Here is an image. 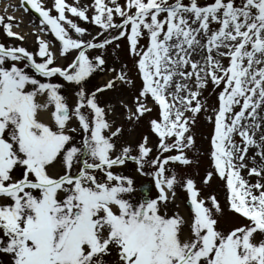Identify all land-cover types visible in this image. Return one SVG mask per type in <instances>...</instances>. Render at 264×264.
I'll return each instance as SVG.
<instances>
[{
	"label": "snow or ice",
	"instance_id": "6c2138e0",
	"mask_svg": "<svg viewBox=\"0 0 264 264\" xmlns=\"http://www.w3.org/2000/svg\"><path fill=\"white\" fill-rule=\"evenodd\" d=\"M23 3L68 63H57L42 36L35 52L0 42V254L7 264H264V0ZM12 19L0 15V24L23 41ZM121 41L141 77L127 119L151 114V100L154 146L149 136L136 146L121 142L117 110L101 99L117 81L134 84L123 68H106L99 52ZM97 71L115 75L88 90ZM210 84L219 89L215 106L204 96ZM202 112L212 125L202 183L224 182L235 218L227 226L217 197L203 196L193 178L172 168L198 163L188 153L198 151ZM149 183L145 193L141 185ZM178 188L188 216L171 210Z\"/></svg>",
	"mask_w": 264,
	"mask_h": 264
},
{
	"label": "rangeland",
	"instance_id": "374dc122",
	"mask_svg": "<svg viewBox=\"0 0 264 264\" xmlns=\"http://www.w3.org/2000/svg\"><path fill=\"white\" fill-rule=\"evenodd\" d=\"M47 6H51L53 0H44ZM76 0H68V3L75 4ZM123 3V0H119ZM187 2V0H185ZM80 5L87 6L92 3V0H79ZM73 20H75L80 26L89 29L92 34L100 31L99 27L90 24L88 22L82 21L76 17L71 16L70 13H66ZM0 15L5 17V23L9 22L8 17H13L10 22L13 24V31L20 33L25 37L23 41L16 37H8L4 29L3 24H0V42L5 43L7 46H23L30 51L38 50V40L37 36H42L45 40L49 41L53 50L57 54V63L60 65H65L68 60L60 56L61 44L54 35L48 31L39 32L38 29L42 27L40 24L41 17H36L32 11L26 10L23 0H0ZM68 27L67 25H65ZM74 38L78 36L74 30H69ZM85 38H89L87 35ZM54 41V43H52ZM145 43V41H141ZM126 41L120 42V47L116 48L112 45L108 46L107 49L99 50L100 54L107 58L106 68H115L119 72L122 68L127 71L128 76L134 81V84H124L117 81V87L114 90H108L102 94L101 99L110 107H115L117 123L123 125L124 133L122 141L136 146L139 142H142L144 136H149L150 144L153 146L156 144L158 137L154 133H150L149 129V119L155 118L157 114V107L149 100V107L153 108L151 114H146L141 117L140 120H128L127 117L130 114L127 109L135 111L134 101L135 97L139 95V88L141 86V77L138 75L137 69L135 67L134 58L125 50ZM94 50H90L92 54ZM71 57H69L70 59ZM115 73L111 71H97L92 78H90L87 84L88 90H94L96 86H100L105 83L108 79L112 78ZM69 95L72 97V101H75L74 90L69 86L67 89ZM219 89H213L211 84L209 85V90L204 92V96L209 105L215 106L216 96L215 92ZM127 106V108L125 107ZM211 113H200L197 117V124L194 128L196 133L197 149L198 151L189 152V156L193 157L198 163H193L191 166H181L173 165V170L179 175L184 177H191L196 182L198 187L202 191V195L208 197L214 194L223 209L222 220L225 225H229L235 222L233 213L229 210L227 191L224 187V182L217 177L213 178L210 184H203L202 180L205 176L207 170H210L211 160L209 159V135L212 130V125L206 119L207 115ZM154 147V151H155ZM135 168V165L129 163L128 171ZM145 177H139L138 180L144 181ZM257 178L251 177V180L255 182ZM187 194L183 189H177L176 199L171 206L172 211H179L182 215L188 216L190 214V209L187 206ZM178 205V208L175 207ZM246 222V221H245ZM8 257L5 254H0V264H7Z\"/></svg>",
	"mask_w": 264,
	"mask_h": 264
},
{
	"label": "water",
	"instance_id": "95a60500",
	"mask_svg": "<svg viewBox=\"0 0 264 264\" xmlns=\"http://www.w3.org/2000/svg\"><path fill=\"white\" fill-rule=\"evenodd\" d=\"M141 190L144 191L145 193H147V191H148L147 186L141 187Z\"/></svg>",
	"mask_w": 264,
	"mask_h": 264
},
{
	"label": "bare ground",
	"instance_id": "6f19581e",
	"mask_svg": "<svg viewBox=\"0 0 264 264\" xmlns=\"http://www.w3.org/2000/svg\"><path fill=\"white\" fill-rule=\"evenodd\" d=\"M69 30H72V29L69 27Z\"/></svg>",
	"mask_w": 264,
	"mask_h": 264
}]
</instances>
